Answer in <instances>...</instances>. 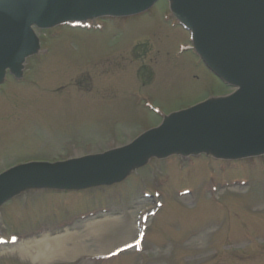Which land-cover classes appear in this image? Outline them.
<instances>
[{
  "label": "rangeland",
  "instance_id": "1",
  "mask_svg": "<svg viewBox=\"0 0 264 264\" xmlns=\"http://www.w3.org/2000/svg\"><path fill=\"white\" fill-rule=\"evenodd\" d=\"M172 14L169 0H159L137 15L108 20L101 30L63 27L57 36L44 31L49 54L30 58L24 67L36 83L8 76L0 86V173L20 163L125 143L162 114L228 93ZM132 46L136 55L150 57L146 64L155 74L143 67L138 72L129 56ZM140 96L154 107L142 106ZM201 158L187 169L150 164L110 186L36 190L13 199L0 213V234L34 237L0 246V264H140V259L143 264H264V156L228 164L226 170ZM234 179L244 180L232 187ZM183 188L191 194L179 196ZM154 189L161 190L163 207L145 231V254L132 250L107 262L96 258L137 237V221L158 200L140 195ZM103 209L108 222L102 229H81V219ZM197 230L205 238L195 236ZM59 232L66 252L32 257L38 255L37 238H59ZM247 241L259 243L254 247L260 254L245 263L222 250H243Z\"/></svg>",
  "mask_w": 264,
  "mask_h": 264
},
{
  "label": "water",
  "instance_id": "2",
  "mask_svg": "<svg viewBox=\"0 0 264 264\" xmlns=\"http://www.w3.org/2000/svg\"><path fill=\"white\" fill-rule=\"evenodd\" d=\"M156 0H0V81L18 74L39 46L33 25L133 14ZM195 45L222 79L237 87L172 114L133 143L58 163L34 162L0 175V204L29 187H79L111 181L151 154L212 150L230 157L264 152V0H171Z\"/></svg>",
  "mask_w": 264,
  "mask_h": 264
},
{
  "label": "bare ground",
  "instance_id": "3",
  "mask_svg": "<svg viewBox=\"0 0 264 264\" xmlns=\"http://www.w3.org/2000/svg\"><path fill=\"white\" fill-rule=\"evenodd\" d=\"M92 227H94V226H92ZM47 241H50V245H51V246H49L50 248L49 247H45L44 246V243H40L39 244L40 246L37 245L38 255L37 256H34L33 255L32 257L37 258V260L40 259V258H45L47 256L53 255L60 248L63 249L65 247V245L63 243L59 244V242L57 241V239H52V240L48 239ZM47 241H45V242H47Z\"/></svg>",
  "mask_w": 264,
  "mask_h": 264
}]
</instances>
